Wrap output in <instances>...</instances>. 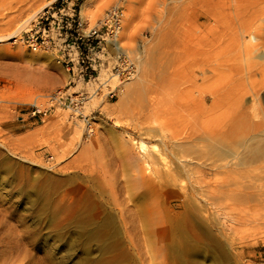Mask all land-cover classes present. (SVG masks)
<instances>
[{"label": "rangeland", "instance_id": "rangeland-1", "mask_svg": "<svg viewBox=\"0 0 264 264\" xmlns=\"http://www.w3.org/2000/svg\"><path fill=\"white\" fill-rule=\"evenodd\" d=\"M49 1L32 0L27 6L36 9ZM15 2L18 0H0V36L12 32L28 14L12 21L19 13H10ZM226 2L109 0L92 25L111 7L122 8L119 42L134 67V75L128 81L119 76L116 67L120 54L108 45L97 78L102 83L112 76L107 85L116 89L112 95L106 94L109 91L106 88L101 89L96 100L86 105L83 114L92 122L90 138L81 117L72 119L69 110L55 104L49 107L47 101L56 94L91 92L93 84L85 86L72 80L50 53L30 52L19 42L13 43L14 40L0 44V264H264V228L257 210V172L263 165L238 163L242 149L249 151L252 144V140L247 142L249 137L245 139L247 132L237 130L238 133L231 134L226 138L225 148L215 144L218 150L215 148L214 154L208 148L201 149L204 142L193 148L205 159H216V164L227 163L229 180L221 197L208 201L210 205L204 201L199 206L196 203L199 211L193 215L189 212L190 217L188 214H184L186 218L183 214L179 217L181 209L177 207L187 201L182 202L184 198L176 188H168L176 192L174 195L167 193L157 198L149 193L136 198L127 189L131 172L124 159V140H143L156 154L163 149L159 136L163 132L162 136L168 135L164 126L168 119L174 121L176 131L183 132L191 128L192 122L212 126L228 121L239 106L252 111L249 95L244 96L240 105L232 97L251 85L257 84V88L263 85L264 57H258L263 49L257 51V56L252 54L249 61L235 62L234 67L240 69L236 84L232 81L235 74L228 67L212 74L206 62L199 66L195 62L194 55L201 49L207 57L230 55L227 36L218 34L212 21L197 20L199 14L209 13L214 5L221 8ZM125 28L129 33L123 38ZM262 51L260 54L264 55ZM30 72L43 80L46 73L56 81L37 84L30 80ZM214 87L224 88V105L202 117L197 111L196 91L205 97V106L209 108L212 99L203 91ZM257 100L260 104L256 105L264 109V88ZM35 101L41 111L33 116ZM152 107L158 108L154 110L156 114ZM153 120L159 124L156 126ZM160 122L164 124L161 126ZM59 125L80 126L79 136L64 135L58 131ZM155 126L162 128L156 137L143 135L149 127L156 129ZM98 131L104 132L108 139L104 144L109 160L106 170L100 167L94 152L82 154V147L96 138ZM131 149L134 151V147ZM215 152H221L222 160L218 161L219 154L215 156ZM171 156L166 157L167 162L171 160L170 165L176 163L175 156ZM197 161L192 167L201 170L204 159L201 164ZM184 177L178 178V185L181 183L180 187L189 190L197 179ZM213 179L212 175L204 177L209 183ZM173 209L180 212L179 220L168 217ZM126 220L130 229L124 230L121 225ZM80 221L86 223V229L94 231L93 239L81 228ZM111 224H115L116 232ZM181 236L183 240L178 243Z\"/></svg>", "mask_w": 264, "mask_h": 264}, {"label": "bare ground", "instance_id": "bare-ground-1", "mask_svg": "<svg viewBox=\"0 0 264 264\" xmlns=\"http://www.w3.org/2000/svg\"><path fill=\"white\" fill-rule=\"evenodd\" d=\"M31 1L32 0H20V1L18 0V2H15L16 4L14 3L16 5V6H14V9L11 8V10L13 9L12 12L9 9L10 13H16V12L18 13L19 12L17 15H15V17L13 16L12 21L15 20V18H18L19 16H22L26 13H28V14L24 18V20H22V22L19 25H17V27H15V29L12 32H10L7 35L0 36V44L8 42L9 40H14V43H15L19 39V35L21 34V32L23 30L29 28L35 22L37 15L45 7L49 6L52 2H54L56 0H50L46 4L39 5L38 8H36V9H31V7H30L31 5L27 6V4ZM108 1L109 0H85V1H83V4L81 6L80 15H81V18L86 22V24H87L86 26L88 28L94 27V26L97 27V25H99L100 20L104 17V15L92 25L93 20L95 19L98 11ZM201 18H204L206 21H212L214 24V29L217 31V33L218 34L222 33L221 36H227L226 39H228L230 41V44H229L230 55L227 57H224V58L222 57L223 55H220V54H218V55L215 54L213 56L207 57L204 53L201 52L203 50L199 49L200 51H197L194 55V56H196L195 57L196 64H198V66H199L200 63L206 62L208 65L211 66L210 72L212 74L219 73L220 69H223L224 66H226V67H228L229 70L234 72L235 75H234V78L232 81L235 82V84H236L238 75L240 74V71H239L240 69L237 67L236 68L234 67L235 62L249 61L247 59L250 57L253 58V56L257 54V51L259 52V50H261V49H263V51L262 50L261 51L264 54V0H227V2L224 3V5L221 8H219L217 5H214L211 8L209 13H207L205 15L199 14L197 16V20H199ZM122 22H123V14H122V19H121L119 34H117V37L114 40H112L110 45L112 46V49L116 50L117 53L120 54L119 56H121L125 60L127 59L129 61L127 55L121 50L122 47H121L120 42H119V35L121 32V28H122ZM220 28H222V31L218 30ZM26 31H28V30H26ZM127 32H128V28H125L123 31V38L127 37V35H126ZM218 38H219V35H218ZM200 41H201V39H199L198 42L200 43ZM199 47H201V46H199ZM201 48H203V47H201ZM261 51H260V53H261ZM35 52H38V51H35ZM260 53H258V57L261 58L259 55L264 57V55H262ZM252 54H254V55H252ZM168 59L169 58H167L166 60H168ZM227 63H229V65H227ZM130 64H131V62H130ZM131 66L133 68V71L128 75V77L126 75L122 76V79L125 81L130 80L134 75V67L132 64H131ZM201 66H202V64H201ZM43 76H45L44 80L39 75L34 74V72H30L29 78H30V80H32L33 82H35L37 84H40V83L41 84L42 83L53 84L56 81L53 76L46 75V73ZM119 76H121V75H119ZM111 77L112 76H109L102 83L99 82V77H98L97 79L94 80L95 82L94 81L92 82L93 86H96V87L94 88L92 86L91 90L95 91L96 88H100V89L106 88V90H113L114 91L116 88L111 89V87L107 85V82L110 81ZM137 81H140V79H138ZM263 88H264V83H263V85L260 84V86L258 88H257V84L251 85L249 87V89H247V90L243 89L241 92L237 93L235 95V97H232L233 99H236V102L240 105L244 96L249 95L252 98V102H253L252 103L253 106L251 108L252 111L248 112L247 109H244L243 107L239 106L238 112L235 115H233L232 118H230L228 121H224V122L217 124V125L208 126L203 122L195 125L192 122V124L190 125L191 128L189 130L187 128V130H184L183 132H178V131H176L177 129H175L176 127H174V121L171 119H168L166 122L167 124L165 123V125H164L166 127V131H167L168 135L162 136V134L163 135L165 134L163 132L159 136L160 142L162 143L161 145L163 146V149L158 153L156 152V154L151 152V150H153V149L149 150L148 144L143 140H140V141H137L134 139L124 140L123 144H122L123 146H126V150H125L126 152H125L124 159H125L126 165L129 168L128 170L131 172V173H129L130 175L128 177V178H131L130 179L131 180L130 181L131 186L129 185V187H131V188L127 187V189H129L130 191H133L135 193V196L137 195L140 198H143L147 193H149V195L151 194V196L154 195V197L156 196V198H157L160 195L163 196L164 194H167V193L168 194L171 193L174 195L176 192L172 191V190L174 188H176L175 190H177L180 193L178 195H182L184 198L182 200V202L184 200L187 202H183L177 207V208L181 209V215L179 214L180 212L179 213L175 212L176 210L173 209V210H170L168 217L178 218V214H179V217H182V214L183 215L184 214L189 215V212H191V214L195 213V212H197V209H198L197 205L199 206L200 201H204L207 203H209L208 201L213 202V200L218 198L221 194L223 195V191L226 190L225 187L227 186L226 184L229 180V174H228V170H227V163H226V165H225V162L223 164H216V162H217L216 159H214L212 157V159H213L212 160V159H210V157H207V156H206L207 158L205 159L204 158L205 156L196 154L195 150L193 151V148L198 146L199 143L204 142V144H202L204 146V148L202 146L201 149L205 150V148H208V150H209L208 152L212 151V153H213L215 148L217 149V147H216L217 145L220 146V148H225L226 146H228L226 144V138L235 135V132H237V130L239 132L240 131H243L244 133L247 132V134H249V136H247V134H246L245 139L247 140V137H249L247 142H249V140H252V142H251L252 144H250L251 146H250L249 151L246 149L244 151L243 150L244 148H243L242 149L243 153H241L240 151L237 150L239 153H241L240 154L241 158L239 157L240 155H238V157L240 158V162H238V163H239V165L240 164L243 165V164H247V163L253 164V163L257 162V164L263 165L261 168L262 170L257 172V210L259 213V222H260L261 226L264 228V109H263V107L261 108L260 105H259L260 107L258 105H256V102L258 104H260L257 99L259 96V92ZM91 90H89V91H91ZM203 92H204V94H206V96H208L212 99V102H211L210 107L207 108L205 106V104H206L205 97L200 96V92L196 91V93H197L196 95H198V97H199V99L197 100V111H198L199 115H201L202 117L204 115H206L208 112L210 113L212 111H217V110L221 109L224 105V99H225V90L223 87L209 88ZM89 93H91V92H89ZM95 97L96 96H94V92H93V95L89 96L88 101L83 106V112H85V108H86V105L88 103H91L94 100H96ZM48 98H49V100L47 101V105H49V107H52L53 104L58 106L57 94L54 96L48 97ZM152 105H154V104H152ZM152 105H150V106H152ZM254 105H256V106H254ZM34 106L39 111H41V107L38 104V101L34 102ZM152 108H154V107H152ZM156 109H158V108L155 107L153 109V111ZM71 111H70V113L72 115L71 117H72V119H75L74 118L75 114H72ZM154 113H155V111H154ZM150 115H151V113H150ZM84 116H87V115H84ZM161 123H163V122H160V125L162 126ZM189 123H191V122H189ZM85 124H86V133L88 134V137L90 138L91 133H93L92 126H91L92 122L89 120L87 123L85 122ZM153 124H156V120H155V123L153 120ZM157 124H159V122H157ZM157 124H156V126H157ZM62 126L59 125L58 126L59 129L58 128L57 129H58V131L63 132L64 135H66V136H79V133L81 131L80 126H77V125H68V126H64V127H62ZM160 128L161 127H159V129H158V127H156V129H158V131L156 132L155 128L149 127V129H147L146 132L145 133L143 132L144 134L143 133L142 134L145 137L154 138L157 136L156 133L159 134V132L162 130V128L161 129ZM98 133H97L98 136L96 138H91V140L84 147H82L83 150L82 149L81 150L83 151L82 154H84V153L88 154V152H92V154L95 153V156L97 157L98 164L100 165V167L102 169L106 170L108 167V161L109 160H107V152H105L106 150H104L106 145L104 146V144L107 143L108 139H107L106 135L104 134V132L98 131ZM231 134H233V135H231ZM246 140H244V141H246ZM102 142H104V143L102 144ZM205 143H207V144L205 145ZM127 144H129L131 147H134V149H133L134 151H131L132 150L131 147L127 148ZM215 144H217V145L215 146ZM152 146L153 145H151L150 147H152ZM199 146H201V144ZM243 146H241V147H243ZM247 146L248 145H246V147ZM204 150L201 152H204L206 154V152ZM168 153H174L172 156H175L176 163H173L170 165L169 162L171 160L169 162H167L168 161L167 159L171 156L170 154L167 156ZM216 154H219V155H217L218 161L222 160L219 158V156L222 155L221 152L220 153L215 152V156H216ZM88 157H90V155ZM166 157H167V159H166ZM220 157H222V156H220ZM201 159H204L203 163H202ZM236 159H238V158H236ZM197 160H200L201 162H199V163L203 164V168L201 170H197L198 168L197 169L194 168L195 165H194V167H192V163L194 161L196 162ZM207 162H209V163H207ZM199 163H198V165H199ZM238 163H236V165ZM200 168L201 167H199V169ZM196 175H198V176H196ZM208 175H212L214 177L213 181H211L210 183L206 180H205L206 182L204 181V177H207ZM180 177H184V178L187 177V180H191L193 178H196L197 181H195L194 184H191V185H190L191 182H189L190 188H189V190H187L188 187H187V189H185L186 188L185 185H184L185 188H183L182 186L181 187L179 186L181 183L178 185V183L180 181V180H178V178H180ZM180 179H182V178H180ZM192 181H194V180H192ZM169 187L172 188V190H171L172 192L168 189ZM224 193H225V191H224ZM137 196H136V198H137ZM169 198H170V196H169ZM186 199H188V200H186ZM191 200L195 202V204H193L194 202L192 203L193 206H191V204H190V202H192ZM188 201H190V202L188 203ZM196 203H197V205H196ZM210 204L211 203H209V205ZM194 205L197 208H195ZM205 205H204V207H206ZM198 211H199V209H198ZM190 215H189V217H190ZM119 218H121V217H119ZM185 218H186V216H185ZM110 219H112V218L110 217L109 220ZM162 219H160V220H162ZM181 219L182 218H180V220ZM178 220H179V218H178ZM208 220L209 219H207V221ZM83 222L82 221L79 222L82 225V226L80 225L81 228H83V230H85V233H87L89 235L90 239H93L92 236L94 234V231L91 229H86V226H85L86 223H84L85 224L84 225ZM94 222H96V221H94ZM105 222H106V220H105ZM105 222L103 223L104 225L107 223V222L106 223ZM126 222H127V220H126ZM206 223H209V222H206ZM109 224H110V222H109ZM127 224H128V222L125 223V221H124L122 223V225L121 224L120 225H121V227H123L122 229L127 230V229H130V228H128ZM160 224L162 225L163 223L161 222ZM111 225L115 226V224L114 225L111 224ZM130 226H131V224H130ZM96 227L97 226H94L93 228H96ZM210 227H212V226H210ZM91 228H92V226H91ZM206 228H208V226ZM111 229H112V227H111ZM208 229L206 230V232L208 231ZM113 230L115 232L117 231L116 226ZM118 230H119V228H118ZM160 234L162 237H164L162 235L163 233H160ZM158 236H159V234H158ZM182 236L179 237L178 243H179V240L182 239ZM129 238H132V237H129ZM133 241H135V240H133ZM129 242H132V240L129 239ZM162 244H160V245H162ZM180 244L183 245V243H180ZM186 250H187V248H186Z\"/></svg>", "mask_w": 264, "mask_h": 264}, {"label": "built area", "instance_id": "built-area-1", "mask_svg": "<svg viewBox=\"0 0 264 264\" xmlns=\"http://www.w3.org/2000/svg\"><path fill=\"white\" fill-rule=\"evenodd\" d=\"M83 1L52 2L37 15L32 27L22 32L16 42L30 52L52 54L56 63L69 72L72 79L79 80L86 86L97 79V71L102 64L101 57L106 54V48L119 34L123 10L118 6L111 7L105 12L97 27L88 28L80 16ZM116 71L120 72L119 75L128 77L133 68L127 59L119 56ZM93 92L94 96H99L101 89L96 88L91 93L81 90L73 95L57 96V104L69 111L72 110L76 117H81L87 123L89 116L83 115V106ZM112 94L113 90L107 93ZM39 113L36 107L32 110L33 116Z\"/></svg>", "mask_w": 264, "mask_h": 264}, {"label": "trees", "instance_id": "trees-1", "mask_svg": "<svg viewBox=\"0 0 264 264\" xmlns=\"http://www.w3.org/2000/svg\"><path fill=\"white\" fill-rule=\"evenodd\" d=\"M85 1V0H84Z\"/></svg>", "mask_w": 264, "mask_h": 264}]
</instances>
